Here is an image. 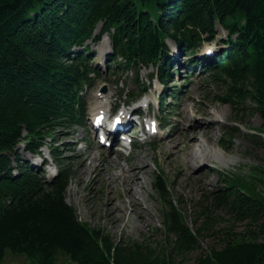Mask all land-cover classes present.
Returning a JSON list of instances; mask_svg holds the SVG:
<instances>
[{
	"label": "trees",
	"instance_id": "obj_1",
	"mask_svg": "<svg viewBox=\"0 0 264 264\" xmlns=\"http://www.w3.org/2000/svg\"><path fill=\"white\" fill-rule=\"evenodd\" d=\"M100 21L103 31L114 29L115 49L130 63L154 62L168 78L167 60L157 64L167 55L166 40L193 53L222 24L230 47L222 58H206L225 87L217 99L232 106L235 118L256 110L264 131V0H0V264L8 249L35 264H264V199L230 176L197 202L190 225L168 180L156 174L163 235L154 246L82 222L67 201L72 169L60 154V174L51 182L21 163L19 141L27 138L36 151L85 114L80 91L90 57L71 53ZM237 132L231 126L221 145ZM251 137L264 148L263 136ZM207 238L213 243L204 249Z\"/></svg>",
	"mask_w": 264,
	"mask_h": 264
},
{
	"label": "rangeland",
	"instance_id": "obj_2",
	"mask_svg": "<svg viewBox=\"0 0 264 264\" xmlns=\"http://www.w3.org/2000/svg\"><path fill=\"white\" fill-rule=\"evenodd\" d=\"M217 32L218 35L215 40L223 44L222 40L228 37V30L218 23ZM103 44L102 42L93 47L97 50L96 62H101L102 67L106 69L105 57L108 54V52L106 53L108 48L104 49ZM105 44L110 46V40L108 41L105 38ZM92 45L94 44L92 43ZM168 45L174 50L175 44L173 41L168 40ZM204 45H202V49H199L200 51L205 49ZM226 49L227 47L224 50ZM190 56L191 54H188L180 58V61H184ZM207 65L204 64L203 67L200 66L195 71H191L190 75L195 78V81L192 82L185 81L188 74L186 69H181L178 73L181 74L180 76L176 75V80L181 88L185 83L186 87L179 95L180 99L177 103H173L172 100L169 101L171 104L168 106L167 112L173 111L171 115V122L175 124L173 132L179 130L175 134L176 136L169 138L163 144L160 143L154 147L141 142L133 147V153L130 157L123 159L125 157L119 156L117 152L103 150L97 143L96 136L87 133L86 125L79 126L70 135L68 133L65 135V129L57 134L54 144H57L61 149L62 156L68 157L64 161L72 169L70 185L67 189V201L75 207L82 222L87 223L94 229L102 228L116 239L123 237L140 241L150 240L156 246L162 240L163 235L162 229H160L163 228V204L154 186L156 174H161L168 180L171 196L181 204L180 206L186 213L190 225H193L192 220L197 216V202L209 191L223 186L225 178L229 176L248 193L264 199V148L251 137L252 134L264 137V131L261 130L263 120L254 109L247 111L242 115V118H235L236 113L232 106L223 100L217 99L218 95L223 92L224 85L219 84L218 87H214L212 81H206V78L209 77L208 71H203ZM153 71L154 67H146L141 71V79L147 84V94L152 93L154 89L161 88L160 85L153 86L148 81V77ZM117 73V75H114L112 71H105L104 78H101L99 82L97 81V84L88 92L89 104L95 105L94 101L96 99L94 98L105 85L107 86L106 94L112 96L113 102L122 105L125 100L127 101V90L136 89L139 86L133 81V71L125 73L126 78L124 77L122 83L117 80V76L123 75L122 69L118 68ZM173 85L172 82L169 89L175 88ZM122 89L124 92L118 97L116 91ZM188 93L192 94L193 101L190 100L191 98H185ZM92 108L89 105L90 114L93 111ZM185 108L189 110H187V116H185ZM205 108L210 110L213 115L203 113ZM182 110L184 114L181 116L184 117V120L181 121L184 125L183 131L180 130L182 125L177 120L180 118L179 114ZM218 110H222V114ZM206 125H212V132L208 135V138L203 135L201 129ZM192 126L199 128L198 138L203 139L202 144L198 141L193 142L192 130H190ZM231 126H237L238 132L232 136L230 142H226L229 146L223 147L221 145L222 140L225 136L227 139ZM206 133H210V131L208 130ZM85 136L89 138L87 142L77 144L76 149H70L73 143ZM20 146L21 158L29 160L37 166V163L34 162L37 160L36 156L23 150L24 144ZM220 148L227 157H231L230 164L223 162L222 159L220 160ZM199 149L210 150L212 152L211 160L203 162V166H197L195 169L188 167V152ZM175 153L177 154L175 155ZM140 158H143L144 164L149 168H147L148 172L142 173L145 174L143 186H138V204L129 201V192H127L129 182L132 181L133 176L127 174L124 177L119 176L118 173L121 172V168L129 166L127 165L129 162L130 165L138 163ZM51 167H54V165ZM133 174L134 172H132ZM222 225L225 226V224ZM239 228L241 229V227ZM212 243L213 239L207 238L203 241V248H208ZM199 254L200 251L192 252L187 255V260L194 261ZM60 260L68 263L67 258L63 255ZM4 264L35 263L25 255L15 254L11 249H8Z\"/></svg>",
	"mask_w": 264,
	"mask_h": 264
},
{
	"label": "bare ground",
	"instance_id": "obj_3",
	"mask_svg": "<svg viewBox=\"0 0 264 264\" xmlns=\"http://www.w3.org/2000/svg\"><path fill=\"white\" fill-rule=\"evenodd\" d=\"M107 39H108V41L110 40L108 36H107ZM96 100L99 101L98 99H96ZM97 108L98 109L99 108H103V105H98ZM218 112L222 114V110H218ZM203 113H206V114L211 115V116L213 115L211 113V111L206 109V108L203 111ZM196 126H197V122H196ZM191 128L192 129H190V130H192L191 131V136L193 138V142H197L198 141V142H201V144H202L203 143V139L198 138L199 128H197L195 126H192ZM201 129L203 130V135H205V137L208 138V135H210L211 132H212V130H211L212 129V125H206L205 127H202ZM208 130L210 131V133H206ZM174 136L175 135H172L171 137L173 138ZM178 144H179V142H178ZM219 151H220L219 153H221L220 156H219L220 160L222 159L223 162L230 164L231 161H232L231 157H227L224 154V151L221 148L219 149ZM211 153L212 152L210 150H208V149H201V150L199 149L197 151L188 152V154H187V165H188V167L195 169L197 166L198 167L203 166L204 165L203 162H207V161L211 160V158H212V154ZM176 154L177 153H175V155ZM90 159H91V157H90ZM139 162L138 163H133L131 165H130V162H129V164H127L129 166L121 168V172L118 173L119 176H124L125 177L127 174H128V176H130V175L133 176V179L131 181L132 183L129 182V185H128L129 188H128L127 192H129V201L130 202H135V203H138V204H139V201H137V193L139 192V189H138L139 187L138 186H141V187L143 186L145 174H142V173L148 172L147 168H149L147 165L144 164L143 158H140ZM132 172H134L133 175H132ZM113 211L115 212L114 209H113Z\"/></svg>",
	"mask_w": 264,
	"mask_h": 264
}]
</instances>
